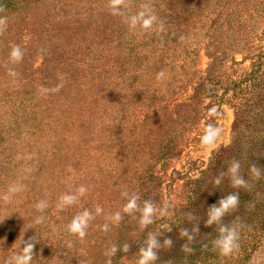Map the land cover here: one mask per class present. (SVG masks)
I'll return each instance as SVG.
<instances>
[{"label": "rangeland", "instance_id": "374dc122", "mask_svg": "<svg viewBox=\"0 0 264 264\" xmlns=\"http://www.w3.org/2000/svg\"><path fill=\"white\" fill-rule=\"evenodd\" d=\"M110 2L0 0V193L24 185L0 200V264L29 238L32 264H109L112 245L182 223L232 142L236 105L264 87V0H120L115 13ZM199 78L200 117L176 106ZM208 125L220 131L204 145ZM62 195L76 199L58 209ZM133 196L137 208L124 211ZM84 211L85 235L69 234ZM214 241L153 264H264L263 229L240 232L229 256ZM118 258L136 264L139 250Z\"/></svg>", "mask_w": 264, "mask_h": 264}, {"label": "trees", "instance_id": "16d2710c", "mask_svg": "<svg viewBox=\"0 0 264 264\" xmlns=\"http://www.w3.org/2000/svg\"><path fill=\"white\" fill-rule=\"evenodd\" d=\"M168 6L171 9V3ZM206 86L207 80L199 78L190 98L179 102L176 106H190L195 110V116L200 117L196 105L202 101L201 95ZM261 88L254 90L252 97L236 105L232 142L216 153L208 171L198 182L196 199L182 209V223L164 228L154 235L158 247L153 250L158 257L165 255L182 258L186 252H189L185 250V245L192 250L216 239L220 234L218 229L221 225L238 228L240 232L252 229L264 230V87ZM171 149L168 148L167 151L173 155L176 151L170 152ZM233 161L240 163L239 174L247 182L246 188L232 186L228 168ZM253 165L260 170L258 179L250 172V166ZM230 193L238 194L237 207L226 212L211 225L206 224L211 206H218V202ZM182 230H187L191 240L188 236H181ZM166 239L171 240L170 246L164 244ZM123 245H126L123 241L117 244L116 256L111 258L109 264H117L118 257L124 253L121 251ZM127 246V249L139 250L146 247L147 242L141 239Z\"/></svg>", "mask_w": 264, "mask_h": 264}, {"label": "clouds", "instance_id": "9594fccd", "mask_svg": "<svg viewBox=\"0 0 264 264\" xmlns=\"http://www.w3.org/2000/svg\"><path fill=\"white\" fill-rule=\"evenodd\" d=\"M120 0H111L109 4V9L112 12L119 11ZM144 16V13L140 14ZM138 18H133L132 23L135 25L137 23ZM154 17L143 19V25L145 27L152 24ZM11 57L15 60L20 58V52L18 49H13L11 52ZM219 129L213 127L212 125H208L205 129L203 135L201 136V143L204 145H209L213 143L216 137L219 135ZM240 163L239 161H233L228 168V171L231 176L232 186L234 188L247 187V182L245 179L239 174ZM250 172L255 178L260 177V170L256 168L254 165L250 166ZM219 181H217L218 183ZM24 185L20 183H12L7 189L0 193V200L10 201L17 193L23 191ZM84 189H79V193H83ZM76 199L75 195H62L58 198L57 208L63 209L66 205L73 203ZM136 196H133L131 199L127 201V203L123 206L124 211H129L131 209L137 208L136 204ZM239 203V197L237 193H230L221 199L217 205H212L209 212V219L205 221L206 224L211 225L213 222L218 221L226 212L231 209H235ZM47 202L44 200L37 201L35 204V209L37 212H43L47 207ZM143 212V223L146 225L151 222L150 216L153 212V208L150 204L145 202V206L142 209ZM88 213L84 211L83 213L73 217V219L66 225V229L69 234H75L79 237H83L85 235V230L88 226ZM117 219H119V214L117 213ZM43 217L37 216L35 218L36 223L42 222ZM219 235L214 241V250L217 251L222 256H229L236 249H238V239L240 236V230L235 227H228L221 225L218 229ZM181 236H188L187 230L181 231ZM188 239L191 240V237L188 236ZM33 239L28 241L20 240V244L12 250V252L5 258L6 264H32L33 255ZM165 245H171V240H165ZM158 247L154 238L150 237L147 240V246L139 249V258L136 261V264H153V262L157 259L156 252L153 250ZM128 246L123 245L121 251L126 252ZM186 251H191L187 246H184ZM116 253V245H112L110 249L107 251V255H115Z\"/></svg>", "mask_w": 264, "mask_h": 264}]
</instances>
